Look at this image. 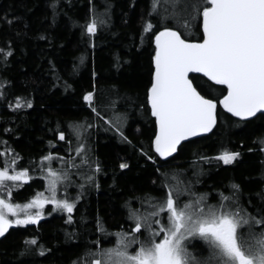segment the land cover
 Masks as SVG:
<instances>
[{
    "label": "trees",
    "instance_id": "1",
    "mask_svg": "<svg viewBox=\"0 0 264 264\" xmlns=\"http://www.w3.org/2000/svg\"><path fill=\"white\" fill-rule=\"evenodd\" d=\"M151 3L0 0V48L12 50L8 56L0 53V167L18 154L16 170L29 169L31 179L14 187L13 202L46 190L49 166L63 177L57 182L59 198L75 202L71 221L57 213L0 236V264H94L102 258L100 249L116 245V233L134 228L130 211L147 215L169 187L212 196L227 192L252 215L264 212V116L242 122L218 104L209 136L181 144L166 160L155 153V118L146 99L154 33L177 24L171 15L161 24L165 8L153 12ZM93 19L97 29L90 34L85 25ZM148 21L154 28L144 33ZM188 38L198 39V30ZM225 88L208 81L198 90L219 100ZM88 92L91 107L83 100ZM16 97L22 98L20 108L10 107ZM225 149L240 152L241 159L231 166L211 159ZM50 153L51 161L42 160ZM121 163L128 167L120 168ZM33 238L37 243H28Z\"/></svg>",
    "mask_w": 264,
    "mask_h": 264
},
{
    "label": "snow or ice",
    "instance_id": "2",
    "mask_svg": "<svg viewBox=\"0 0 264 264\" xmlns=\"http://www.w3.org/2000/svg\"><path fill=\"white\" fill-rule=\"evenodd\" d=\"M160 7V0H152L153 12ZM165 13L161 16V24L171 15L177 26H164L154 33V70L146 93L156 125L152 143L160 157L176 152L186 138L211 131L216 124L218 104L236 117L253 118L258 113L264 116V0H183V3L170 4ZM177 27L183 28L186 35ZM85 28L88 33H95L96 20L87 23ZM153 28L148 21L143 32L149 33ZM196 30L199 38L189 39L196 35ZM11 52L10 48L7 51L0 48L5 56ZM190 73L203 76H190ZM208 81L226 86L222 99L201 94L198 88H203ZM83 100L91 107L93 93H86ZM23 105L30 107L31 101H23ZM21 106V97H16V104L10 105ZM116 131L132 143L120 128ZM59 137L63 140L64 133ZM143 154L149 160L154 159L148 153ZM238 156V152L225 149L217 159L230 164ZM17 159L18 154L11 161V169L7 161L0 167V236L12 225L36 223L49 203L55 206L54 210L67 212L71 221L75 202L56 198V185L63 177L50 166L46 179L51 197L37 193L24 204L11 201L12 188H19L22 181L31 179L28 168L16 170ZM52 159L51 153L42 157L44 161ZM127 167L126 163L120 164L122 169ZM233 188L239 186L233 185ZM182 194L181 190L174 193L169 187L165 195L151 205L154 210L148 215L131 210L129 219L134 220V228L131 232L116 233V245L100 249L102 258L96 259L94 264H264V212L258 210L257 215H252L240 206L238 198L233 204H206L203 194L181 203L179 196ZM229 199L231 197H223V200ZM261 199L264 200V196ZM33 208L39 211L32 212ZM161 214L166 216V221L149 219ZM97 224L98 230L105 233L99 220ZM141 229L147 233L144 239H140ZM129 236L131 239L126 240ZM196 239L208 246L209 257L193 254L189 243ZM28 243L36 244L37 241L33 238ZM132 244L138 247L130 252Z\"/></svg>",
    "mask_w": 264,
    "mask_h": 264
},
{
    "label": "rangeland",
    "instance_id": "3",
    "mask_svg": "<svg viewBox=\"0 0 264 264\" xmlns=\"http://www.w3.org/2000/svg\"><path fill=\"white\" fill-rule=\"evenodd\" d=\"M160 2H161V7H162V9H163V7L164 8H168V6L170 5V4H172V3H176V2H179V3H182L183 2V0H160ZM169 11H171V9L169 8ZM169 20H171V18L170 17H168L165 21H169ZM264 140V139H263ZM223 162V161H222ZM224 163V162H223ZM225 164V163H224ZM9 166V168L11 169V165H8ZM185 173V175L188 173V172H184ZM187 176V175H186ZM180 177H183V174L180 176ZM29 182V180L28 181H26V182H24V181H22L21 182V184L22 183H28ZM232 184V188H233V183H231ZM169 189V188H168ZM178 189V188H177ZM230 189H231V186H230ZM180 190V189H179ZM16 190H14V187L12 188V197H11V201L13 202V196H14V192H15ZM177 190L174 188V190H173V192L175 193ZM182 192H183V194L181 195V196H179V201L181 202V203H183L184 201H187V200H195L199 195H201V192H199V190H188V191H184V190H181ZM38 193H42L44 196H48V197H51V190H50V186H49V183H48V181H47V189L46 190H44V191H41V192H38ZM191 193H195L196 195H191ZM33 198V197H32ZM31 198V199H32ZM56 198L57 199H61V198H59V196H58V188H57V185H56ZM30 199V200H31ZM235 200H237L236 198H231L230 199V201L228 202V204H233V201H235ZM29 201V200H28ZM28 201H26V202H22V203H19V204H24V203H27ZM238 202H241L239 199H238ZM13 203H18V202H13ZM242 203V202H241ZM47 209H49V210H47ZM55 209V206L53 205V204H51V203H49V204H46L45 206H44V209H43V214L41 215V218L36 222V223H34V224H37L39 221H41L42 219H45V218H49V217H51V216H53V215H55V214H57V213H65V214H67V215H69L67 212H64V211H60V210H54ZM247 209V211H248V208H246ZM31 211L32 212H36V211H39V209H35V208H33V209H31ZM152 211H148V213L147 214H149V213H151ZM249 212V211H248ZM73 213V212H72ZM71 213V214H72ZM10 218H12L11 216H10ZM31 224H33V223H30V224H28V225H31ZM25 226H27V225H12L10 228H13V227H25ZM9 228V229H10ZM157 228H158V226H157ZM247 230H245V232H246ZM146 235H147V233L145 232L144 234H142L141 235V237H140V239H144L145 237H146ZM189 244H191L192 245V243H189ZM134 244H132L131 246H133ZM130 250V248L128 249V251ZM192 252H193V254L195 255V256H197V257H200V258H202L201 257V253H202V250L199 248V247H197L196 246V248L195 247H193L192 249ZM200 254V255H199Z\"/></svg>",
    "mask_w": 264,
    "mask_h": 264
},
{
    "label": "flooded vegetation",
    "instance_id": "4",
    "mask_svg": "<svg viewBox=\"0 0 264 264\" xmlns=\"http://www.w3.org/2000/svg\"><path fill=\"white\" fill-rule=\"evenodd\" d=\"M239 153V156L238 157H236L234 160H233V162L232 163H230V164H224L223 162H222V160H220L221 161V163H222V165H224V166H231V165H234L235 164V162L236 161H239L240 159H241V156H242V154L240 153V152H238ZM216 157V156H215ZM215 157H211V159H217V157L215 158ZM168 190H166V192H167ZM199 192H201V194H203V195H205L206 196V200H205V203L206 204H210V205H216V204H218L219 202H223L224 204H228V202L230 201V199L229 200H223V197H228V193L227 192H217L216 194H215V196H212L211 194H208V193H206V192H204V191H199ZM239 204H240V206L242 207V208H246V205H244L243 203H241V202H239ZM234 206V205H233ZM154 209L152 208L150 211H153ZM249 211V210H248ZM249 213H250V211H249ZM148 215V214H147ZM149 219L151 220V219H162V220H164V221H166V216L164 215V214H161V216L160 217H149ZM153 227L154 228H157V225H155V224H153ZM257 228L259 227V226H256ZM244 231L245 230H247V228H244L243 229ZM141 232H143V229H141ZM145 233V231L142 233V234H144ZM141 234V235H142ZM141 237V236H140ZM157 238H159V237H157ZM190 243H192V245L191 244H189V247H190V249H192L193 247H195L196 248V246L197 247H199L201 250H202V253H201V257L202 258H207V257H209V255H210V250L208 249V246L206 245V244H204V242L202 241V240H199V239H196V240H193V241H191ZM136 247H138V245H136ZM200 255V254H199Z\"/></svg>",
    "mask_w": 264,
    "mask_h": 264
},
{
    "label": "water",
    "instance_id": "5",
    "mask_svg": "<svg viewBox=\"0 0 264 264\" xmlns=\"http://www.w3.org/2000/svg\"><path fill=\"white\" fill-rule=\"evenodd\" d=\"M192 75H194V76H199V77H202V76H203V74L190 73V76H192ZM204 79L207 80V78H204ZM209 82L216 84V83L213 82V81H209ZM225 87H226V86H225ZM220 106H221V108L223 109V111L225 112V114H227L228 116H230V117H232V118H234V119H236V120H239V121L244 122V121H248V120L252 119V118H240V117H236V116H234V114L229 113L226 109H224L222 105H220ZM216 112H217V110H216ZM258 115H260V114L258 113L257 116H258ZM253 118H254V117H253ZM215 127H216V124L213 126V128L211 129V131H209V132H207V133H198L196 136H192V137H188V138H186L185 140L181 141L180 145L183 144V143H185V142H189V141H192V140H195V139H198V138H202V137H205V136H209V135L213 132V130L215 129ZM180 145L177 146V150H178V148L180 147ZM176 152H177V151H176ZM176 152L172 153V154H171L170 156H168V157H161V158H163V159L170 158V157H172Z\"/></svg>",
    "mask_w": 264,
    "mask_h": 264
},
{
    "label": "bare ground",
    "instance_id": "6",
    "mask_svg": "<svg viewBox=\"0 0 264 264\" xmlns=\"http://www.w3.org/2000/svg\"><path fill=\"white\" fill-rule=\"evenodd\" d=\"M174 157V156H173ZM172 158V157H171Z\"/></svg>",
    "mask_w": 264,
    "mask_h": 264
}]
</instances>
